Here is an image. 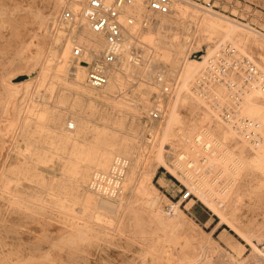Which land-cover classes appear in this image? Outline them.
Wrapping results in <instances>:
<instances>
[{"label": "rangeland", "instance_id": "374dc122", "mask_svg": "<svg viewBox=\"0 0 264 264\" xmlns=\"http://www.w3.org/2000/svg\"><path fill=\"white\" fill-rule=\"evenodd\" d=\"M189 1L254 27L264 41V0ZM64 5L58 0H0V264H264V172L251 171L247 164L256 154L250 148L254 143L245 142L234 131L243 144L232 149L243 166L230 190L231 199H225L226 190L211 189L206 195L200 189V198L191 191L182 200L190 189L174 166L182 148L171 141L190 125L198 133L209 125L205 116L212 100L205 98L206 104L199 103L194 114L190 109L196 104L190 96L198 99L201 95L178 90L166 102L164 122H148L149 111L164 99L159 93L161 84H154L156 66L165 68L169 77L179 72L178 59H158L153 48L148 61L141 60V66L152 71L150 76L128 66L113 89H93L86 85L85 65L80 68L84 84L74 83L72 45L70 66L58 69L57 52L69 40L56 25ZM191 13L181 17L173 9L156 14L155 22L166 23L154 33H162L167 40H185L188 57L197 59L207 55L209 47L216 49V40L220 44L224 39L199 33V13L192 9ZM84 28L79 26L77 39ZM245 48L249 50L246 55L264 70V49L251 43ZM134 51L136 58L145 54L140 47ZM156 58L157 63H149ZM43 61L50 63L48 69H43ZM203 67L197 69L193 88ZM22 75L31 77L30 81L20 83L27 79L19 80ZM221 91L220 103L231 104L226 88ZM143 97L148 101L145 104L140 103ZM75 119L79 128L67 130ZM155 127L164 141L152 161L145 141ZM110 145L114 155L130 160L120 194L91 184L98 167L89 154ZM113 161L114 157L107 169ZM160 161L151 179V186L158 189L152 201L140 183L144 171ZM108 196L116 201L115 208L102 204ZM177 214L183 224L168 228V220ZM165 230H172L180 241H189L188 245L179 248L180 243L166 236ZM202 247L207 251L205 261Z\"/></svg>", "mask_w": 264, "mask_h": 264}, {"label": "bare ground", "instance_id": "6f19581e", "mask_svg": "<svg viewBox=\"0 0 264 264\" xmlns=\"http://www.w3.org/2000/svg\"><path fill=\"white\" fill-rule=\"evenodd\" d=\"M58 1L60 2V4L64 3L65 5L56 18V25L58 26V28L66 31L70 40L67 41L65 47H62L61 51L57 52L58 69L62 71L70 66V50L72 45V55L74 60L76 61L75 67H73L71 71V73L73 74L72 78L74 80V83H83L85 74L84 71H82L80 68H85L86 65V85L90 88H93L89 85L88 82L90 62L97 59L100 56V53L106 49L108 45L107 38L104 34L94 31L87 20L84 18L83 9L86 5L87 0ZM65 8H68L76 15L77 20L75 22L69 23L62 19ZM173 9H175L176 13H178L181 17H184L186 15L192 16L191 9L194 12L197 11L199 13L197 14L196 21L198 32L202 35L204 34L209 39H215L216 36L217 38L222 37L224 39L222 43L230 42L234 46L238 47L239 50L244 51L243 53L245 54L246 52H249V50L245 48V46H247V44L249 43H251L252 45H257L264 49V41L259 37V35H257L260 33V31L256 30L254 27L252 28L248 26V24L246 25L236 20H232L226 15H222L216 11L213 12L199 4H193L189 0H173L171 10L173 11ZM167 13L152 11L148 8L147 0H134L132 4L126 5L123 8L121 13V21L124 27V41L122 43L121 55L118 57L115 63L106 66L108 81L105 85L100 87L102 88L104 86H107L112 89L116 87L120 82L122 70L128 66H135L140 70L141 75L150 76L152 74V71H149L148 68L144 67V65L141 66L142 59L143 62L148 61L146 57L151 52L149 50L150 48H153L154 54L157 55L158 59L160 57L164 61L168 62H173L175 61V59H178L177 67L179 69V72L177 74L175 73L174 76L169 77L167 74V70L161 66H156L154 72L153 77L156 87H159L160 84L159 77H161L162 83H166L172 86V89L168 94H166L165 92V94H163L161 88L162 86L160 85L159 93L161 98H163L164 96V99L162 102L157 103V105L153 107L148 113L149 115L153 109L159 110L161 112V118L158 121H162V123L164 122V118L167 113V103L174 97V95H176V92L178 90L185 91L190 95H196V91L192 86H194L193 80L195 79L197 69L202 65L205 66L208 56L216 51V49H212L211 47H209L207 50V55L204 54L201 56V58L197 59L190 58L188 57L189 44H187L186 46V42H184L185 40H167L166 36H164L162 33L157 32L155 34V30L160 29L166 22L165 20L159 21L157 19V21L155 22L154 16L156 14ZM81 24H83L85 28L81 31V34L77 39V31ZM143 26L145 28H143ZM194 32L196 35L197 29L196 31L194 29ZM216 41L214 43V45L216 46L215 48L219 47L220 44H222H218V42ZM77 47L83 50L80 56L75 55V49ZM136 47H140V49L142 48L143 51L145 50V54L141 56V58L133 57V54L135 52L134 48ZM100 48H102V50L98 52ZM182 53L183 56L181 58L180 55ZM130 58L134 59L135 61H130ZM157 58L154 60H150L149 63H152L154 61L155 63H157ZM261 58L264 62V53H261ZM49 64V62L43 61V69H48V67L50 66ZM137 69L135 68V70ZM30 79L31 77L19 82H29ZM222 86L225 88V86L221 83L214 84L211 87L212 95L209 96L212 99V107L210 105H206L210 112L205 116L206 121L208 120L209 125H203L199 130V133L198 129H194L193 127L191 128L190 125L189 128H184L182 133L174 134V138L171 141L172 144L178 145L180 148H182L178 156L174 157V166L185 178L190 192H194V194L198 197V194L201 193V191L208 195L211 189H213V191L226 190L224 192L225 199H231L232 192L230 190L235 187L236 176L238 174V171L243 166L241 157L232 149L242 146L243 142L237 140L238 138L236 139V135L234 133V131L236 130L234 129V127L230 126L226 121L221 119L219 115V109L222 108H218V106H216L217 103H214V99H218L219 103L221 101V89H224ZM186 96L188 98L189 95ZM227 96L230 100H232V97L229 95L228 90ZM190 97L196 104L192 105L190 110L194 114H197L196 106H198L199 103L206 104L207 101L205 98L208 97L199 96L198 99H196V97ZM243 97L244 98L241 100V104H243L244 108L242 109L243 113L241 114L246 115L255 121L257 120L262 126V129H264V92L259 88H255L253 90H248L243 95ZM147 102L148 101L144 97L140 99V103L145 104ZM213 104L215 106H213ZM173 120V117L170 115L168 120L169 124L173 123ZM221 120L223 123L221 122ZM75 121L76 122L71 121V123H68L67 130L72 131V129L74 128H79V121L77 119H75ZM149 134L151 136L150 138H145V142L148 144V152H150L148 158L153 161L154 157L159 153L161 143H163L164 140L159 137L157 127L152 129L151 133ZM250 145H252L250 146V148L253 149L256 154L251 155L248 158L247 164L250 166L251 171H256L257 169H259L264 172V134L261 139ZM111 146L112 145L106 148L100 147L89 154L95 165L98 167V172L96 174L97 177H95L94 182H91V184L94 185L97 189L98 187H100L106 193H112V190L114 189V192L120 194L123 191V173L126 171L125 168L129 166L130 160H128V157L123 155H114L113 148ZM173 147L174 146H172V148ZM172 148L169 151H172ZM124 150L127 151L126 147L124 148ZM199 155H203V161H200L201 164H199ZM113 157L114 161L111 164L110 169H107ZM160 157L163 158L162 155H160ZM160 163H163V161H160L159 164H155V168H148L146 171H144V174L142 176L143 182L140 183V188L143 191V194H145L146 197H148L149 200L151 199L152 201H154V197H157L155 196V194L158 189L157 187L151 186V179L156 174L157 168L160 166ZM101 173H105L106 175ZM113 173H115L116 175H112ZM113 179L115 180L114 184L111 183V180ZM183 197L181 198L182 200L184 199ZM192 199L187 203L188 206L192 204ZM101 201L102 204L107 208H115L117 206L116 201L110 196L106 198L103 197ZM174 206L178 208L177 212L181 211L179 204H176ZM168 222V228L171 227V225H176L178 223L181 225L183 224V221L180 219L178 214L175 215L172 219H169ZM164 232L165 235L168 236L171 240L180 243V245L178 246L179 248L188 245L189 241H180L179 236L174 235L172 233V230H165ZM202 250V260L205 261L204 256L205 258H207V251H204L203 247Z\"/></svg>", "mask_w": 264, "mask_h": 264}, {"label": "built area", "instance_id": "2783aa9c", "mask_svg": "<svg viewBox=\"0 0 264 264\" xmlns=\"http://www.w3.org/2000/svg\"><path fill=\"white\" fill-rule=\"evenodd\" d=\"M133 2L134 0H87L86 2L83 9L84 18L94 31L104 34L108 42L106 49L100 53V56L90 62L88 82L93 88H100L107 83L106 66L115 63L121 55L124 41L121 13L126 5ZM172 2L173 0H147V5L152 11L167 13L171 10ZM64 10L63 20L69 23L77 20L76 15L71 10L68 8ZM82 52L81 48L75 49L76 56H80ZM159 81L162 86V93L168 94L172 86L162 83L161 77H159ZM217 83L223 84L232 97L231 104L226 103L224 105L220 104L218 99H214V103H217L216 106L222 108L220 109V117L234 127L245 141L255 143L261 139L263 129L260 123L241 114L239 106L243 95L248 90L259 88L264 92V71L232 43L225 42L208 56L206 64L195 82L194 89L197 94L211 99V87ZM213 106L215 105L213 104ZM160 118L161 112L157 109H153L147 117L150 122L158 121ZM200 161H203V155H199V164H201ZM191 195L188 190L183 198L186 199Z\"/></svg>", "mask_w": 264, "mask_h": 264}, {"label": "water", "instance_id": "95a60500", "mask_svg": "<svg viewBox=\"0 0 264 264\" xmlns=\"http://www.w3.org/2000/svg\"><path fill=\"white\" fill-rule=\"evenodd\" d=\"M28 77V75H22L20 78H19V80L20 79H23V78H27Z\"/></svg>", "mask_w": 264, "mask_h": 264}]
</instances>
